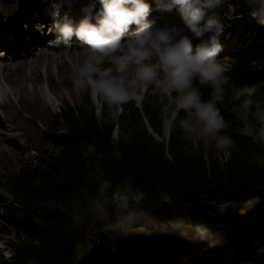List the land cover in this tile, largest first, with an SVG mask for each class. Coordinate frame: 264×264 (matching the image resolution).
Returning <instances> with one entry per match:
<instances>
[{
	"label": "trees",
	"instance_id": "trees-1",
	"mask_svg": "<svg viewBox=\"0 0 264 264\" xmlns=\"http://www.w3.org/2000/svg\"><path fill=\"white\" fill-rule=\"evenodd\" d=\"M233 7L235 14L249 12L246 0H235ZM240 19L236 15L234 21ZM239 39L230 56L225 101L218 105L231 124L228 134L240 146L238 152L223 159L205 153L180 126L184 111L175 114L167 140L154 136L143 114L162 135L163 112L169 110L167 98L156 90L145 93L141 110L133 101L124 104L118 120L107 103L97 114L89 98L67 101L50 120L59 131L57 151L43 148L33 161L0 175V212L11 225L4 229L13 236L11 260L0 264L68 261L98 227L87 219L78 226L73 219V213L83 215L76 205H83L84 192L95 190L97 165L113 180L135 178L149 194L145 211L155 222L123 234L120 229L98 232L92 251L76 264H264V166L255 162L264 151L239 135L241 124L231 109L240 103L231 100L232 83L256 85L257 98L264 102V25L253 19ZM116 123L131 133L127 144H113ZM114 148L122 153L120 159ZM255 196L259 201L246 206ZM174 203L188 210L187 221L177 218ZM224 204L228 206L221 209ZM200 228L206 230L204 236Z\"/></svg>",
	"mask_w": 264,
	"mask_h": 264
},
{
	"label": "clouds",
	"instance_id": "clouds-1",
	"mask_svg": "<svg viewBox=\"0 0 264 264\" xmlns=\"http://www.w3.org/2000/svg\"><path fill=\"white\" fill-rule=\"evenodd\" d=\"M78 2L81 0L49 5L57 45L71 48L75 40L80 46L70 61L77 94L91 89L118 120L123 104L139 100L154 86L167 98L170 112L195 114L194 121L180 120L185 132H197L221 152L240 150L228 134L231 124L218 106L224 103L225 86L230 83L225 75L228 68L217 58L224 49L221 9L225 0H87L77 20L69 12ZM246 2L249 16L264 25V0ZM174 11L180 23L170 19ZM202 87L210 89V99L203 98ZM258 91L256 85L231 84V100L240 101L239 135L250 137L264 151V102L257 98ZM130 138L129 131L118 127L111 136L114 145L121 140L127 144ZM113 155L120 159L122 153L114 148ZM255 162L264 166V155H257ZM96 173L94 192L89 195L85 191L83 205H76L83 215L73 213L78 226L87 219L98 226L97 232L120 229L123 234L128 228L155 222L145 211L149 194L136 185L135 178L113 180L99 165ZM259 199L252 197L245 204ZM198 231L205 235V229Z\"/></svg>",
	"mask_w": 264,
	"mask_h": 264
},
{
	"label": "rangeland",
	"instance_id": "rangeland-1",
	"mask_svg": "<svg viewBox=\"0 0 264 264\" xmlns=\"http://www.w3.org/2000/svg\"><path fill=\"white\" fill-rule=\"evenodd\" d=\"M21 1L0 0V16H5L6 12H13ZM50 1L65 2V0ZM86 3L87 0H81V2H78V5H86ZM233 8V0H225L224 7L221 9V15L225 25L224 34L226 35L227 33L233 32V29L231 30L232 17L234 15ZM170 19L175 23H180L176 20L174 13L170 14ZM250 20H247V23L242 25V36L249 30L248 23ZM196 42L198 41H194V43ZM79 50L72 48V52H68V50L61 51L62 53L53 52L54 55L50 58H48V55H39L36 56L33 62L28 59H24L19 63L8 62L4 66L3 72H0V83L5 86L9 96L8 101L2 107L4 124L0 126V130L3 129V132L0 133V175L17 168L25 162L33 161L34 153H38L43 148L57 151L59 131L50 126V120L56 115L64 103L68 101L72 104H77L83 98H89L93 102L96 101V94L91 89H86L79 94L75 90L70 61L77 55ZM54 56L55 59L53 58ZM230 56V52L225 53L222 51L217 57L228 68L225 75L230 74L231 71ZM3 77L8 80L6 81L5 79V82L10 87L4 82ZM47 82L58 96L57 100L51 101V99V103L45 97L47 93L46 88L48 87H46ZM43 90L46 92L45 94ZM148 90H156L158 92L154 86ZM201 91L204 99L211 98L208 95L210 89L202 87ZM48 96L50 95L48 94ZM130 101L136 104L135 100ZM98 103H100L99 99ZM123 106L124 104L121 106L122 109ZM231 109L236 114L238 113L237 106H231ZM166 110L167 108L163 112V121L171 113L170 110L165 112ZM186 120L194 121L195 114L190 112L186 113ZM162 136L164 137V135ZM186 137L195 144L202 146L205 153L213 151L221 159L227 155V152L218 151L214 143L202 140L197 132H186ZM10 226V223L0 212V227L10 228ZM4 236L7 242L10 243L13 237L12 234H5ZM89 237H84L78 244L73 255L64 264H76L79 260L89 255L94 248V240L96 241V237L94 239ZM10 260L9 253L0 248V263L9 262Z\"/></svg>",
	"mask_w": 264,
	"mask_h": 264
},
{
	"label": "bare ground",
	"instance_id": "bare-ground-1",
	"mask_svg": "<svg viewBox=\"0 0 264 264\" xmlns=\"http://www.w3.org/2000/svg\"><path fill=\"white\" fill-rule=\"evenodd\" d=\"M39 2H42V3H40L39 4V11L40 12H37V14H35L34 15V17H35V20L36 21H42L43 20V8H44V3H43V0H40ZM154 3V2H153ZM76 4H78V3H76ZM175 18H176V20L178 21V22H180L179 21V18H178V15H175ZM160 23H163V21H159ZM49 35H51V33H49ZM194 41H196V40H194ZM227 43V40H224V44H226ZM49 49L48 50V52H39L38 50H33L32 51V53H31V56H32V59H31V62H33L34 61V59L36 58V56H39V55H48V58H50L52 55H54L53 54V52L55 53V52H60V53H62L61 51H64V50H68V52H72V48H65V47H62V46H59V48H53V47H48V45H46L45 44V49ZM54 59H55V56L53 57ZM4 66H6V64L4 65ZM4 68V67H3ZM2 68V69H3ZM2 72H3V70H2ZM6 79V78H5ZM4 79V80H5ZM6 81H8L7 79H6ZM9 83V82H8ZM9 86V85H8ZM48 86V87H47ZM10 87V86H9ZM46 89H47V93L46 92H44V94H45V96H47L48 97V102L51 100V101H54V100H57L58 99V96L55 94V91L53 90V88L50 86V84L47 82L46 83ZM5 92V86L3 85V84H0V96L3 94ZM48 94L50 95V96H48ZM51 101H50V103H51ZM4 124V120L3 119H0V126H2ZM116 127H118V125L116 124L115 125V128ZM119 128V127H118ZM5 132V131H4ZM91 233H93V231H90L89 232V235L91 234Z\"/></svg>",
	"mask_w": 264,
	"mask_h": 264
},
{
	"label": "water",
	"instance_id": "water-1",
	"mask_svg": "<svg viewBox=\"0 0 264 264\" xmlns=\"http://www.w3.org/2000/svg\"><path fill=\"white\" fill-rule=\"evenodd\" d=\"M146 126L150 130V132L154 136H156V133L157 132L153 129V127L150 125V123L148 121L146 122ZM168 126H169V129H170V123L168 124ZM172 207H173V210H174V212H175V214H176V216H177V218L179 220H181V221H187L188 220V218H189V212H188V210L185 207H183L179 203H174L172 205Z\"/></svg>",
	"mask_w": 264,
	"mask_h": 264
},
{
	"label": "built area",
	"instance_id": "built-area-1",
	"mask_svg": "<svg viewBox=\"0 0 264 264\" xmlns=\"http://www.w3.org/2000/svg\"><path fill=\"white\" fill-rule=\"evenodd\" d=\"M93 233H95V231L93 230ZM92 234V233H91Z\"/></svg>",
	"mask_w": 264,
	"mask_h": 264
}]
</instances>
